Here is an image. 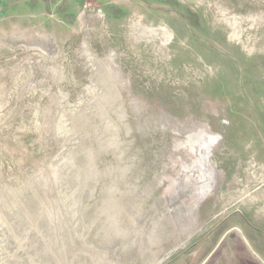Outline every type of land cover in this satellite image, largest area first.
<instances>
[{"label": "rangeland", "instance_id": "rangeland-1", "mask_svg": "<svg viewBox=\"0 0 264 264\" xmlns=\"http://www.w3.org/2000/svg\"><path fill=\"white\" fill-rule=\"evenodd\" d=\"M0 264H264V0H10Z\"/></svg>", "mask_w": 264, "mask_h": 264}, {"label": "crops", "instance_id": "crops-1", "mask_svg": "<svg viewBox=\"0 0 264 264\" xmlns=\"http://www.w3.org/2000/svg\"><path fill=\"white\" fill-rule=\"evenodd\" d=\"M10 0H0V12H5L9 7Z\"/></svg>", "mask_w": 264, "mask_h": 264}, {"label": "trees", "instance_id": "trees-1", "mask_svg": "<svg viewBox=\"0 0 264 264\" xmlns=\"http://www.w3.org/2000/svg\"><path fill=\"white\" fill-rule=\"evenodd\" d=\"M187 20L190 24L197 25V20L190 13H187Z\"/></svg>", "mask_w": 264, "mask_h": 264}]
</instances>
